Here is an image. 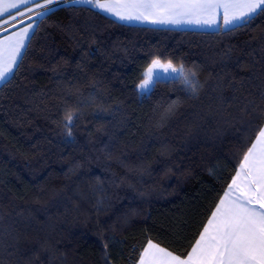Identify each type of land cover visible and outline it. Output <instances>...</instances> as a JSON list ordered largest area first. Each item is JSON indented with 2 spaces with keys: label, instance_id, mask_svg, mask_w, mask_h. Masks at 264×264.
<instances>
[{
  "label": "trees",
  "instance_id": "1",
  "mask_svg": "<svg viewBox=\"0 0 264 264\" xmlns=\"http://www.w3.org/2000/svg\"><path fill=\"white\" fill-rule=\"evenodd\" d=\"M32 21L0 86V264H105L106 252L130 264L148 239L186 248L264 122V14L184 31L124 25L82 1ZM156 56L195 72L196 91L161 79L136 100Z\"/></svg>",
  "mask_w": 264,
  "mask_h": 264
},
{
  "label": "snow or ice",
  "instance_id": "2",
  "mask_svg": "<svg viewBox=\"0 0 264 264\" xmlns=\"http://www.w3.org/2000/svg\"><path fill=\"white\" fill-rule=\"evenodd\" d=\"M31 0H0V16L10 15L8 9L28 4ZM60 0L37 2V16L46 15ZM101 11H111L108 4L128 5L126 14H119L121 20H148L152 23H203L211 26L207 17L213 13L219 18L221 28L235 29L257 14H264V0H84ZM7 5V7H5ZM221 9L223 11H221ZM14 18V17H13ZM31 27V25H29ZM30 33H25L27 38ZM21 43L10 51V62H5L3 41L0 40V81L7 80L15 71L22 56ZM163 69L167 75H175L192 92L195 72L186 70L181 64L173 66L171 60L161 62L154 57L145 67L143 78L136 85L140 93L149 92L159 82ZM170 70V71H169ZM171 110V109H170ZM78 119L77 112L69 109L64 116V126L71 137V128ZM239 166L235 170L229 189L238 192L229 199L228 190L212 209L206 222L195 239L186 247H162L160 243L148 239L138 252V258L130 264H264V122L254 131V136L246 141ZM243 170V181L238 183ZM107 248V245H105ZM135 251V249H134ZM105 264H112L105 253Z\"/></svg>",
  "mask_w": 264,
  "mask_h": 264
},
{
  "label": "crops",
  "instance_id": "3",
  "mask_svg": "<svg viewBox=\"0 0 264 264\" xmlns=\"http://www.w3.org/2000/svg\"><path fill=\"white\" fill-rule=\"evenodd\" d=\"M37 2L42 3L43 0H31L30 3L28 4H20L18 7L15 8H9L8 11L10 15H5V16H0V24L4 21H8L12 19L13 17H20L23 13H27L32 10V8L36 7ZM85 3V2H83ZM93 7L89 3H85ZM108 8L111 11H101L99 7H93L96 9L98 12L102 13L103 15L120 22L124 25L128 26H136V27H151V28H159V29H173V30H184V31H201V32H219V31H224L228 30V28H221L218 25L221 23L219 18L213 13L211 16L207 17L209 19V22L211 23V26L200 23H189L186 19H181L180 23L172 24V23H152L151 22V17H149L148 20H121L118 18V15L115 13L119 14H126L130 6L128 5H118V4H108ZM7 7V5L5 6ZM25 11V12H24ZM221 11H223L221 9ZM22 13V14H21ZM243 24V23H241ZM239 24V25H241ZM31 25V27H29ZM37 26L36 21H28L17 28H14L7 33L3 34L0 36V40L3 41V48H4V56H5V62L9 63L10 62V51L12 48L18 47L21 43L25 44L26 46L21 49L22 51V56L19 58V63L21 61V58L23 57V54L27 48V45L29 43V40L31 36L33 35L35 29ZM25 33H30V35L25 38ZM18 64L15 66V70L17 68ZM14 73V72H13ZM13 75V74H12ZM11 75V76H12ZM9 76V78L11 77ZM8 78V79H9ZM7 79V80H8ZM7 80L0 81V86L3 85ZM243 181V170H241V177L238 179V183ZM229 195L225 196V199H229L230 197L234 195H238V192H234L232 189L228 188ZM224 196V195H223Z\"/></svg>",
  "mask_w": 264,
  "mask_h": 264
},
{
  "label": "rangeland",
  "instance_id": "4",
  "mask_svg": "<svg viewBox=\"0 0 264 264\" xmlns=\"http://www.w3.org/2000/svg\"><path fill=\"white\" fill-rule=\"evenodd\" d=\"M61 1V0H60ZM84 2V0H81V1H78V2ZM86 3V2H85ZM34 8H36V7H34ZM34 8H32V10L31 11H29V12H27V13H23L21 16L24 18L19 24L21 25V24H23V23H25V22H27V21H29L31 18H33L34 16H31V17H29V16H27L28 14H30L31 12H33V11H35V10H37L38 8H36V9H34ZM28 18V19H27ZM19 19V18H18ZM15 20H17V19H15ZM8 22H4V25H6ZM5 31H3V32H1L0 33V35L1 34H3ZM174 66V65H173ZM174 67H176V66H174ZM178 68V67H177ZM159 71H160V73H161V76H160V78H159V80H161V79H164V80H169V79H175V78H178V77H176L175 75H167V74H165L164 73V71H163V69H159ZM170 71V70H169ZM143 78V77H142ZM152 90V89H151ZM150 90V91H151ZM149 91V92H150ZM149 92H147V93H140V92H138L137 91V89H135L134 90V92H133V97L136 99V100H139V101H141L142 99H144L147 95H148V93Z\"/></svg>",
  "mask_w": 264,
  "mask_h": 264
},
{
  "label": "built area",
  "instance_id": "5",
  "mask_svg": "<svg viewBox=\"0 0 264 264\" xmlns=\"http://www.w3.org/2000/svg\"><path fill=\"white\" fill-rule=\"evenodd\" d=\"M78 1H81V0H61L59 3L55 4L52 6V8L54 7H57V6H60V5H64V4H68V3H72V2H78ZM51 8V9H52ZM39 11V9L31 12L30 14H28L27 16L31 17V16H37V12ZM24 18L21 17L17 20H14L10 23H7L6 25H2L0 26V33L3 32V31H6L7 29L19 24ZM28 19V18H27Z\"/></svg>",
  "mask_w": 264,
  "mask_h": 264
}]
</instances>
